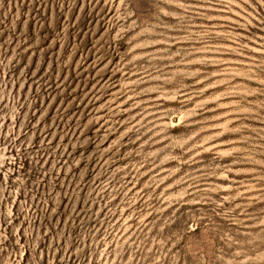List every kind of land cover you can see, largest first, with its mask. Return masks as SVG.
<instances>
[{"label": "rangeland", "instance_id": "1", "mask_svg": "<svg viewBox=\"0 0 264 264\" xmlns=\"http://www.w3.org/2000/svg\"><path fill=\"white\" fill-rule=\"evenodd\" d=\"M0 264H264V0H0Z\"/></svg>", "mask_w": 264, "mask_h": 264}]
</instances>
